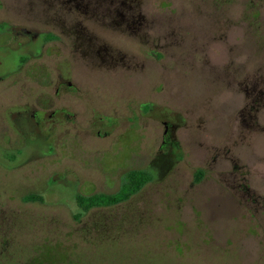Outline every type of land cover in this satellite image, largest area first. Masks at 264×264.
I'll use <instances>...</instances> for the list:
<instances>
[{
  "label": "rangeland",
  "instance_id": "1",
  "mask_svg": "<svg viewBox=\"0 0 264 264\" xmlns=\"http://www.w3.org/2000/svg\"><path fill=\"white\" fill-rule=\"evenodd\" d=\"M255 92L264 0H0V264H264Z\"/></svg>",
  "mask_w": 264,
  "mask_h": 264
},
{
  "label": "trees",
  "instance_id": "2",
  "mask_svg": "<svg viewBox=\"0 0 264 264\" xmlns=\"http://www.w3.org/2000/svg\"><path fill=\"white\" fill-rule=\"evenodd\" d=\"M254 105H262L264 107V93L255 92L252 97ZM201 178V173L195 176L196 181ZM152 180V175L147 170H129L125 173L119 190L114 194H92L77 195L76 202L82 212H87L96 207H108L128 200L132 195L136 194L143 188L145 184ZM41 200L37 196H27L24 201Z\"/></svg>",
  "mask_w": 264,
  "mask_h": 264
}]
</instances>
